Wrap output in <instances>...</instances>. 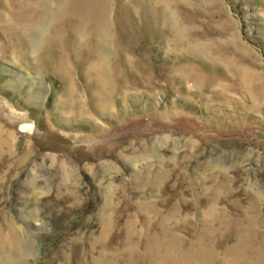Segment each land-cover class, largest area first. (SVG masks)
Returning <instances> with one entry per match:
<instances>
[{"label":"rangeland","instance_id":"374dc122","mask_svg":"<svg viewBox=\"0 0 264 264\" xmlns=\"http://www.w3.org/2000/svg\"><path fill=\"white\" fill-rule=\"evenodd\" d=\"M76 2L0 0V264H264V0Z\"/></svg>","mask_w":264,"mask_h":264},{"label":"bare ground","instance_id":"6f19581e","mask_svg":"<svg viewBox=\"0 0 264 264\" xmlns=\"http://www.w3.org/2000/svg\"><path fill=\"white\" fill-rule=\"evenodd\" d=\"M77 1L78 2L75 3L76 4L75 6L77 8L76 7H73V9H71L70 8L71 7V3H69L70 4V7L67 6V7L63 8L62 11L63 12H66V11L67 12H71V10H72V12L74 14H76L81 20H85V21H87V20L88 21H93L92 20V17H94L95 19H101V17H100L101 7L100 6L106 0H85L87 2L86 4H82V1L81 0H77ZM14 236L16 238V234H14ZM29 249H30V246L24 245V247L17 249V252H19V253L20 252H27Z\"/></svg>","mask_w":264,"mask_h":264}]
</instances>
